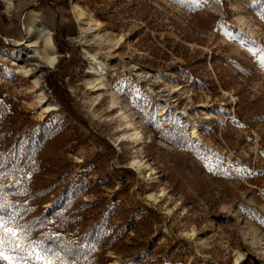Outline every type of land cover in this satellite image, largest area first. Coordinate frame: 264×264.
I'll return each instance as SVG.
<instances>
[{"label": "rangeland", "instance_id": "obj_1", "mask_svg": "<svg viewBox=\"0 0 264 264\" xmlns=\"http://www.w3.org/2000/svg\"><path fill=\"white\" fill-rule=\"evenodd\" d=\"M35 18L53 67L12 56ZM89 38L115 56L104 89L86 76ZM261 54L264 0H0V143L31 152L32 178L0 202L44 222L5 242L12 264H38L30 246L75 264H264Z\"/></svg>", "mask_w": 264, "mask_h": 264}, {"label": "bare ground", "instance_id": "obj_2", "mask_svg": "<svg viewBox=\"0 0 264 264\" xmlns=\"http://www.w3.org/2000/svg\"><path fill=\"white\" fill-rule=\"evenodd\" d=\"M6 2L10 0H4ZM27 36L22 42H18L12 49V56L15 62H22L25 58L31 59L34 62V68H39L40 66L53 67L57 62L58 52L56 45L51 36V31L45 27L38 18L26 25ZM94 38L87 39V44L83 45L84 50L90 56L89 66L86 71L87 78L91 79L92 87L96 90L104 89V70L108 63L115 58L114 55L105 53L99 49H96L94 44ZM137 77L142 76L141 73L135 72ZM144 76V75H143ZM151 92V90L149 89ZM102 94V93H101ZM163 97L159 99L158 104L163 110L166 109L164 103L165 92L161 94ZM34 96L42 105L46 108H52L53 104L49 102L45 94L41 89H35ZM115 95L111 93L110 102L115 104ZM113 106V105H112ZM177 115H184V111H176ZM126 123V122H124ZM196 128V127H195ZM196 130H193L192 136L199 140ZM139 132L134 131L132 133H123V137H127L132 141H137L139 137ZM132 164L136 167L138 173H140L141 163L139 160L134 159Z\"/></svg>", "mask_w": 264, "mask_h": 264}, {"label": "trees", "instance_id": "obj_3", "mask_svg": "<svg viewBox=\"0 0 264 264\" xmlns=\"http://www.w3.org/2000/svg\"><path fill=\"white\" fill-rule=\"evenodd\" d=\"M13 145L11 142L5 143H0V174L1 173H13L15 170H19L18 173L21 174L20 176H16V185L15 187H0V193L6 192L9 193L11 190L20 189L24 190L28 185H26V181L32 178H27L26 173L30 171V166H29V160L28 156L31 154V152L27 151V149H21L19 152V155L16 159L11 160L10 158L7 157V152H11ZM42 150V146L39 145L38 149L36 150V157L37 153L39 155V151ZM33 175V174H32ZM0 194V199L2 198ZM10 194V193H9ZM17 194V193H16ZM36 198V197H34ZM1 205V202H0ZM11 209L8 207H2L1 211L3 212L2 214L5 215V218H7V214L11 213L14 214V218L18 221H20L23 225V227L28 231L37 228L43 221L40 218H35L34 216L31 217L32 210L25 208L24 204L21 202H12L11 203ZM40 206V205H39ZM38 207V205H37ZM40 208V207H39ZM38 209V208H37ZM44 223V222H43ZM41 236L46 237L49 240H54L56 241V246L60 247L62 244V237L60 236H51V234H42ZM58 241V243H57Z\"/></svg>", "mask_w": 264, "mask_h": 264}, {"label": "snow or ice", "instance_id": "obj_4", "mask_svg": "<svg viewBox=\"0 0 264 264\" xmlns=\"http://www.w3.org/2000/svg\"><path fill=\"white\" fill-rule=\"evenodd\" d=\"M176 2L180 3L182 0H176ZM259 59L261 66H264V54H261ZM2 207L0 205V208ZM25 231L26 229L23 226L15 225L14 214H7V218H5V215H0V259L12 264L11 259L2 250V246L7 242L14 247H21L19 241ZM27 251L35 257L38 264L39 262H42V264H75V261L68 260L61 256L59 252H53L51 249L44 248L38 251L36 246H30Z\"/></svg>", "mask_w": 264, "mask_h": 264}]
</instances>
